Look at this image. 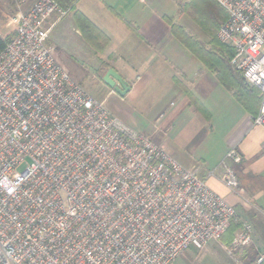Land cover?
<instances>
[{
  "label": "built area",
  "instance_id": "built-area-1",
  "mask_svg": "<svg viewBox=\"0 0 264 264\" xmlns=\"http://www.w3.org/2000/svg\"><path fill=\"white\" fill-rule=\"evenodd\" d=\"M230 68L259 91L264 128V0H214ZM14 31L0 50V264H172L218 241L233 257L252 226L148 135L123 123L71 79L46 40L53 0H12ZM229 148L220 183L237 194ZM213 175V171L209 176ZM264 263V252L254 264Z\"/></svg>",
  "mask_w": 264,
  "mask_h": 264
},
{
  "label": "crops",
  "instance_id": "crops-1",
  "mask_svg": "<svg viewBox=\"0 0 264 264\" xmlns=\"http://www.w3.org/2000/svg\"><path fill=\"white\" fill-rule=\"evenodd\" d=\"M79 1L66 8L72 12L67 28L78 27L73 15L77 11L107 37L105 46L98 49L101 59L97 69L101 67V79L112 69L129 86L124 95L129 94L143 114L154 116L153 123L141 133L160 144L172 158L184 159L180 164L206 178L218 195L227 196L225 199L235 207L239 218L252 226L251 244L219 264H254L258 254L264 252V128L253 123L250 112L214 70L171 32L165 16L136 14L133 0H100L97 3L101 19L97 23L89 13L92 8H76ZM57 61L72 80H79L60 57ZM113 110L123 123L132 126L129 115ZM203 143H212L216 153L211 169L199 164V160L178 155V150L186 145L194 148ZM231 147L241 156V161L232 165L239 195L229 192L219 181V163ZM211 171L213 175L209 176ZM215 171L218 175H214ZM211 242L201 249L193 247V258L188 264H200V255L217 249L224 253V241Z\"/></svg>",
  "mask_w": 264,
  "mask_h": 264
},
{
  "label": "rangeland",
  "instance_id": "rangeland-1",
  "mask_svg": "<svg viewBox=\"0 0 264 264\" xmlns=\"http://www.w3.org/2000/svg\"><path fill=\"white\" fill-rule=\"evenodd\" d=\"M99 1L80 0L76 8L87 9V11L92 10V12H89L91 17L97 23H100L101 9H98L99 4L97 3ZM133 3V10L136 11V14L165 16L171 32L179 40L182 37H191L201 44L207 45V47L209 46L208 40L212 35L214 23L220 22L222 15L224 16L225 14L214 0H133ZM88 7L92 9L89 10ZM71 13L67 11L60 18L57 15H53L46 20L45 27H50L46 40L47 46L57 60L60 57L70 70L76 74L79 80L73 79L80 84L87 94L97 100L104 99V106L111 113L114 112L113 109L115 108L118 113L129 115V121L132 125L130 128L137 132L143 131L145 127L153 123L154 116L143 114L144 112L137 107L138 105L129 94L121 96L112 91L105 97L111 88L101 79V67L97 69L100 64L101 50L96 49L95 46L87 41H82V39L85 40L83 38L84 35L82 36V32L78 27L71 30L67 28V21L71 17ZM14 14L15 9L12 0H0L1 38L6 39L12 36L15 23L11 21V18ZM74 32H76V36ZM90 34H92L94 42L101 47V35L94 32H90ZM211 144L203 143L194 148H188L186 145L178 150V155L186 156V159H192L191 161L197 162L199 160V164L211 169L215 166L214 159L216 157ZM182 160L178 162L183 163ZM203 162L205 163L202 164ZM214 175H218V172L215 171ZM229 192L235 194L232 191ZM239 193L240 190H237L238 195ZM224 197L227 199V196ZM237 216L239 217V215ZM185 252L187 255L183 256ZM184 253L178 256L172 264L190 263L191 258H193V247L188 248ZM229 257L231 256L217 249L200 255L197 261L200 264H212L213 262L219 264V262H223Z\"/></svg>",
  "mask_w": 264,
  "mask_h": 264
},
{
  "label": "trees",
  "instance_id": "trees-1",
  "mask_svg": "<svg viewBox=\"0 0 264 264\" xmlns=\"http://www.w3.org/2000/svg\"><path fill=\"white\" fill-rule=\"evenodd\" d=\"M59 7L66 9L71 8L72 4L76 0H53ZM215 2V1H214ZM216 3V2H215ZM217 4V3H216ZM218 5V4H217ZM219 7V6H218ZM221 9V8H220ZM222 10V9H221ZM223 11V10H222ZM225 13V12H224ZM74 17L76 19V23L82 32V36L84 35L85 41L89 42L96 49H101L107 43V37L101 33L85 16L81 13L75 11ZM226 19V13L224 16L222 15L220 22L214 23L213 32L208 40L207 45L201 44L195 38L191 37H182L181 42L189 48L197 57H199L205 64H207L211 69L214 70L217 77L221 80L223 85L231 90L235 99L247 110L250 112L252 117H255L258 113L259 108V91L254 88L248 86L240 77L238 73L233 71L229 64L228 60L232 55V50L226 45L221 44L217 39V30L220 24ZM90 32H94L101 35V47L94 42L92 38V34ZM10 38H1L0 36V50L5 46ZM236 224L230 223L227 227L226 231L221 236L222 241L225 244H228L232 239V234L236 229Z\"/></svg>",
  "mask_w": 264,
  "mask_h": 264
},
{
  "label": "water",
  "instance_id": "water-1",
  "mask_svg": "<svg viewBox=\"0 0 264 264\" xmlns=\"http://www.w3.org/2000/svg\"><path fill=\"white\" fill-rule=\"evenodd\" d=\"M102 79L108 87L121 96L129 90V86L126 82L112 69H108ZM115 83H117V85Z\"/></svg>",
  "mask_w": 264,
  "mask_h": 264
}]
</instances>
